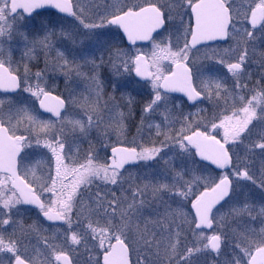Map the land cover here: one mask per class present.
<instances>
[{
  "label": "snow or ice",
  "instance_id": "snow-or-ice-1",
  "mask_svg": "<svg viewBox=\"0 0 264 264\" xmlns=\"http://www.w3.org/2000/svg\"><path fill=\"white\" fill-rule=\"evenodd\" d=\"M0 264H264V0H0Z\"/></svg>",
  "mask_w": 264,
  "mask_h": 264
}]
</instances>
